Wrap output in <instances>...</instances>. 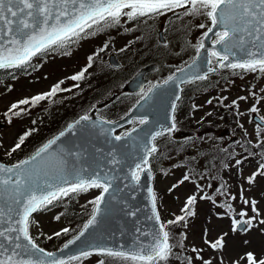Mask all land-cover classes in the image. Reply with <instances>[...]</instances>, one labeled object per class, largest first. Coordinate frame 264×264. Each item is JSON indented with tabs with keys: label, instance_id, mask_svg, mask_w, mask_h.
Listing matches in <instances>:
<instances>
[{
	"label": "snow or ice",
	"instance_id": "obj_1",
	"mask_svg": "<svg viewBox=\"0 0 264 264\" xmlns=\"http://www.w3.org/2000/svg\"><path fill=\"white\" fill-rule=\"evenodd\" d=\"M181 9L182 12L179 11ZM168 13H172L177 19H183L184 16H205L210 21V25L205 23L196 25L198 28L207 30L202 33L198 44L190 45L196 49L197 56L189 65V68L198 67L197 61L202 59V53L206 52L208 58L205 59V63L208 69L203 74L191 73V80H207L208 72L215 73L219 69H230L233 75L241 77L248 72L264 77V0H0V69L26 66L37 55L50 50L55 51L58 48L66 49L68 45L80 39L95 35L94 26L96 30H99L101 27L120 25L122 20L125 23L147 22L161 16L167 17ZM210 34L213 47L208 50L205 41L210 38ZM211 58L216 59L215 66H212ZM88 59L91 61L93 58L90 56ZM87 67H91V64ZM87 67L70 79L81 80ZM178 71L183 73L185 70L181 68ZM177 79L180 83H185L183 78L170 75L164 84L170 81L175 82ZM62 83L63 81L58 82L48 93L13 103L8 112L13 113L14 116H20L22 112L27 111L26 108H20L21 105L30 103L34 105L54 97L61 90ZM157 87V85L150 86L148 93L154 94ZM63 90L71 91V89ZM261 91L264 92V89ZM252 95L255 97V92ZM151 98V95L147 93L141 97L145 102ZM179 99L180 96L177 95L175 100ZM226 99L227 97H220L219 101L222 103ZM247 99L246 96L238 97L226 107H232L235 111L239 108L238 101ZM260 99L264 100V96ZM207 103L211 104L212 100ZM176 107L175 103L171 105L172 112L176 111ZM18 108L19 111H15ZM193 108L197 106L193 105ZM250 111L257 113L259 109L254 105ZM5 115L7 116L8 113ZM11 119L12 117L9 116V122ZM259 119L264 122V116ZM81 120L88 121L89 116H82L76 123L79 124ZM171 121L167 127L161 125L159 131L150 132L148 135L151 140L154 141L157 137L174 132L176 130L174 116ZM139 123L148 124V117H140ZM239 127L243 129L242 124ZM68 128L72 129L73 125H68ZM32 131H26L21 135L6 155L11 156L20 149ZM137 131L134 127L121 135H115L114 140L122 143L108 152L104 164H96L95 167L82 162L87 158L83 151L62 149L57 152L53 148L60 138L65 136L64 132H60L57 137L49 140L27 159L12 165L0 162V264H69L72 260L89 258L93 255L111 258L107 264H131V262L139 261L146 264H168L172 258L180 261L181 264H194L193 257L181 259L180 253L173 250L174 248L183 249L184 244L182 241L170 243L174 237L171 230L167 229V225L184 224L186 226L185 217L196 215L194 205L197 202V196L195 194L187 198L181 209L185 215L176 216L175 220L162 222L158 230L151 233L152 239L147 244L133 242L126 248L123 245L109 247L95 243L90 245L91 250H82L78 255L57 257L56 253L46 252L44 248H41L31 234L30 229L38 225L34 218L35 213L48 211L51 207L63 203L66 198L71 199L89 189H101V194L90 202L94 205L93 213L84 224L83 231L74 239L68 240L61 251L68 249L90 228L99 223L97 217L106 210L102 206L110 205L117 199L115 193L123 190L117 183L121 180L118 173L125 171V165L130 173V180L140 184L142 175L151 170L150 158L159 149L154 143L141 142L138 136H133V133ZM256 132L257 135L264 134V127L257 124ZM261 146L264 147V141H261ZM242 163L240 159L235 161L237 166ZM224 167L228 165L225 164ZM257 176H264V163L259 164L257 171L247 178L248 183L253 184ZM190 179V176L185 174L178 184L173 185V188ZM127 186V184L124 185V187ZM220 188H225V185H220ZM197 189L203 192V187L199 184ZM148 191L151 193L153 211L156 212V193L152 189ZM169 191L172 189L170 188ZM241 191L243 192V189ZM220 194L225 193L221 191ZM109 196L111 199L108 198ZM200 199L209 200L214 205L217 203L211 195L207 194L201 195ZM231 199L235 200L236 197L231 196ZM241 199L245 205L250 206L252 215H249L248 210L245 209L236 216L229 217L232 220L231 232L235 235L237 232L248 233L257 229L264 235V227H262L264 216L261 215L259 202L243 196ZM222 206L232 209L231 204ZM127 214L135 216L136 212L128 211ZM217 215L223 216V214ZM237 216L247 218L238 219ZM54 219L59 220L60 216ZM155 219H159L158 213ZM69 231L70 229L63 228L53 235L59 237ZM207 233L208 230L205 229V237ZM228 235V232H222L214 240L205 239L204 243L215 252L222 254L227 248ZM243 243L248 245L250 241L244 240ZM203 251L200 248H192L195 260H198L200 264H224L223 255L218 256L214 262L212 258L205 259L202 255ZM241 262L264 264V257L258 258L254 252L248 251L241 254L238 259H233L231 264H241ZM96 264H106V259H98Z\"/></svg>",
	"mask_w": 264,
	"mask_h": 264
},
{
	"label": "rangeland",
	"instance_id": "obj_2",
	"mask_svg": "<svg viewBox=\"0 0 264 264\" xmlns=\"http://www.w3.org/2000/svg\"><path fill=\"white\" fill-rule=\"evenodd\" d=\"M200 23L210 25V21L205 16H184L183 19H177L172 13H168L167 17L161 16L141 23L132 21L125 23L122 20L118 26L103 27V32H97L82 40L67 54H51L50 52L41 54L34 58V64L29 72H21L14 78L3 77L4 80H0V144H2L0 157H9L6 152L26 131L33 130L28 137L33 136L32 139L35 141L45 135L47 137L51 135L50 138H52L64 126L71 123L72 120L69 119L80 113L87 114L100 101L110 99L114 92L124 91V85L139 71L136 66L140 69L146 65L155 64L156 68L147 74L153 82L172 74L197 54L196 49L190 45L198 44L202 33L207 30L196 27ZM127 29L131 32L127 33ZM90 56L93 58L91 61L88 59ZM112 56L120 62L119 66L110 60ZM211 59L212 66H215L216 59ZM89 64L91 67L87 68L81 80L70 79ZM126 76L128 78H125ZM61 81H63L60 85L61 90L54 97L34 105L31 103L21 105L20 108H26L27 111L22 112L20 116H14L13 113L8 112L13 103L48 93ZM76 85L80 88L71 89ZM63 89H71V91ZM261 89H264V77L251 72L241 77L233 75L230 69L211 72L207 80L192 81L188 90L189 99L184 107L188 109L184 112L180 111L178 120L184 128L191 126L193 120L196 122V128L203 122L205 127L198 134H194L191 147L189 139L182 140L181 143L168 142L169 146L162 144L163 139L156 141L159 151L153 154L150 164L154 172V192L162 221L175 220L176 216L185 215L181 209L187 198L193 194L197 196V202L194 205L196 215L185 217L186 226L167 225L171 227L174 237L170 243L182 241L184 244L183 249H174L181 255L193 257L194 264H200V262L195 260L193 247L203 249L204 258H212L214 262L218 256L223 255L224 264H231L233 259H238L241 254L248 251L254 252L258 258L264 257V235L257 229L248 233L237 232L234 235L231 232L232 220L229 218L234 213L245 209L248 210L249 215H252L250 206L243 203L241 196L249 200H257L261 215L264 216V176H257L251 185L247 181V178L257 171L258 165L264 163V158L262 155L257 157V154L252 158L239 147L247 140L252 142L254 147L261 142L256 139L258 136L256 124L252 120L253 114L264 116V100L260 99L264 96V92ZM253 92L256 94L255 97L252 95ZM127 95L120 96L121 100L118 99L112 105L101 106L102 109L111 117L121 112L124 115L141 96V94L132 97H130L131 94ZM241 96H246L248 99L238 101L239 108L234 112L238 120L236 124L231 125L232 129L239 128L238 135L230 131L229 136H225L224 140L218 139L219 132L227 129L225 126L227 118L224 115L221 120L217 116L226 109V105ZM220 97H227V99L221 103ZM209 100H212L211 104L207 103ZM193 105L197 108L194 109ZM254 105L259 109L257 113L250 111ZM15 111H19V108ZM5 113L8 115L6 116ZM208 113L212 115H207ZM9 116L12 117L11 122H9ZM67 120L69 121L65 123ZM241 124L243 129L239 127ZM231 136L237 137V143L228 152L225 143ZM262 136L264 134L260 135V139ZM206 148L217 152L219 161L225 160L230 155L226 162L228 167L221 168L214 160L207 165L204 152ZM238 159L243 161L239 166L235 164ZM0 160L2 161V158ZM209 166H217L218 172H223L227 177L226 183L214 179L217 176V168L210 169ZM185 174L190 176V181H185L173 188V185L178 184ZM197 184L203 187V192L197 189ZM220 185H225V188H220ZM170 188L172 191H169ZM221 191L225 194L221 195ZM100 194L101 189H94L79 200L78 207L83 208L86 217L91 209L88 202L93 201ZM205 194L211 195L216 200V205L209 200L200 199V196ZM231 196H235L236 199L232 200ZM225 204H231L232 209L222 206ZM74 209L73 205H69L67 213H64L63 207L35 213L34 218L38 225L33 226L30 231L36 242L47 250L59 248L62 240L53 234L69 225L70 219L72 223H75L77 216L73 212ZM217 214H223V216ZM56 216H60V219H54ZM246 218L241 217V219ZM205 229L208 230L206 237ZM222 232H228L229 235L226 237L227 248L221 254L207 247L204 240H214ZM48 236L53 238L48 239ZM244 240H249L250 243L245 245ZM101 258L103 257L96 255L89 258L82 257L73 264H96ZM137 264H146V262Z\"/></svg>",
	"mask_w": 264,
	"mask_h": 264
},
{
	"label": "water",
	"instance_id": "obj_3",
	"mask_svg": "<svg viewBox=\"0 0 264 264\" xmlns=\"http://www.w3.org/2000/svg\"><path fill=\"white\" fill-rule=\"evenodd\" d=\"M210 39L211 34L210 38L205 41L208 50L213 47ZM218 47L219 46H217V48ZM207 58V53H202V59L197 61L198 67L193 66L189 68V65L192 64V60L183 67L185 70L183 73L177 71L174 75L178 78H183L185 82L190 81L191 73L203 74L207 72L208 65L205 63V59ZM111 61L115 65H120V62L116 60L115 56L111 57ZM154 67L155 65H149L138 71L136 75L126 83L124 90L129 92L142 90L147 83L145 75ZM183 84L184 83L179 82V79L175 82L170 81L168 84H164V82L157 83L156 85L158 87L154 94L147 93L152 97L150 100L145 102L141 99L129 113L116 120H106L96 114L97 108L107 105L110 103L111 99L102 101L98 103L97 107L91 110L88 121L81 120L80 123L77 124L76 122L80 120L81 116L70 123L73 125L72 129H69L68 126L64 128L61 132H64L65 136L61 137L53 148L56 149L57 152H60L62 149L83 151L87 157L82 161L85 165L92 164L93 167H95L96 164L102 165L107 159L108 152L114 146L118 147L122 143L120 141H115L114 136L121 135L119 132L122 128L128 126L133 119L142 116H147L149 123L135 126L138 131L133 133V136H138L141 142L147 141L149 144H152L154 141L151 140L148 134L150 132L159 131L161 125L167 127L172 122L171 118L174 112L171 110V105L173 103L177 104L175 97L177 95L181 96ZM254 118L255 120H260L257 116H254ZM59 133L55 137H57ZM129 143H132V141H129ZM134 150L135 149H133V151ZM33 154H35V152ZM0 162L5 165L15 164L4 161ZM124 168V172L118 173L121 180L117 182L123 190L115 193L117 199L113 200L110 205L102 206V208L106 210L97 217L99 223L95 227L90 228L80 240L70 245L68 249L61 251V249H63V246H61L59 249L53 251L45 249L46 252H54L57 257H69L78 255L82 250H91L90 245L95 243H101L109 247L123 245L127 248L131 246L133 242L147 244L151 241V233L156 232L161 224L160 216L158 220L155 219L158 209L156 205V212L153 211L150 198L151 193L148 191L149 189L153 191L152 169L149 173L142 175L140 184H136L129 178L130 173H128L127 165H125ZM125 184L128 186L124 187ZM108 198L111 199L110 196ZM128 211H135L136 215L129 216L127 214ZM236 214L237 213H235L234 216H236ZM236 218L239 217L237 216ZM81 231H83V229ZM146 233L148 235H145ZM76 236L71 239H74Z\"/></svg>",
	"mask_w": 264,
	"mask_h": 264
},
{
	"label": "trees",
	"instance_id": "obj_4",
	"mask_svg": "<svg viewBox=\"0 0 264 264\" xmlns=\"http://www.w3.org/2000/svg\"><path fill=\"white\" fill-rule=\"evenodd\" d=\"M115 26V25H114ZM118 26V25H117ZM113 27V26H112ZM95 32H103V27H101L99 30H96L95 29V26H94V29ZM92 35H89L83 39H80L78 40L76 43H73V44H70L67 46V48H58L56 49L55 51H48L50 52L51 54H65V53H68L71 51V49L76 45L78 44L79 42H81L82 40L90 37ZM70 50V51H69ZM46 52V53H48ZM44 53V54H46ZM43 54V55H44ZM37 57V56H36ZM34 57V58H36ZM34 58L29 62L28 65L26 66H20V67H14V68H7V69H0V80H4L3 77H11V78H14V77H17L19 73L23 72H29L32 68V65L34 64L33 60ZM88 68V67H87ZM136 69H139V66H136ZM125 78H128V76H126ZM80 87H74L71 89H78ZM120 96H128L125 92H121L117 98L120 99ZM115 99V101H117L118 99ZM121 100V99H120ZM103 101V100H102ZM112 105V104H111ZM183 105V103H182ZM182 105H181V109H182ZM184 106V105H183ZM236 111V110H235ZM233 110L232 107H227L226 110H225V116L227 118L226 120V124L225 126L227 127H230L231 125L233 124H236L237 122V119H238V116L234 113L235 112ZM99 113L108 118V119H117L118 117L122 116V112L121 113H118L117 115H115L114 117H111L110 114H107L104 109H100L99 110ZM79 116H81V113L80 114H77L74 118H78ZM74 118L72 119H69V120H73ZM69 120H67L65 123H67ZM65 125V124H64ZM205 124H202L200 126H198L197 128L193 129V131L191 132H197V134L199 133V131L202 129V127H204ZM61 127V126H60ZM59 127V129H60ZM63 127V126H62ZM58 129V130H59ZM126 131V129H124V132ZM51 135H49L48 137L45 135V137H42L41 139H38L37 141H35L34 139H32L33 136H31V138L27 137V139L25 140L24 144L21 146L20 149H18L16 152L12 153L11 156L9 157H0L2 158V161H5V162H9V163H16L20 160H23L24 158L30 156L31 154H33L36 150H38L44 143H46L45 141L48 140L50 138ZM51 139V138H50ZM39 142V143H38ZM246 149L245 153H247V155H249L250 157H254V155L257 154V157L262 155V153H264V150H255V149H252V148H248L247 145L245 144L244 145ZM226 151H231V149L228 147V149ZM205 152V160H206V164L208 165V163L211 161V160H214L218 163V166L221 167V168H226L224 167L225 164H227L226 162L228 161V159L230 158V155L229 157H226L225 160L223 161H219L218 158H219V154L217 152H214L212 151L210 148H206V150L204 151ZM216 165V163H215ZM217 167V166H216ZM159 173V171H158ZM216 174L217 176L215 177L217 180H221L222 183H226L227 181V177L223 174V172H218V168L216 170ZM94 189H89L88 191L86 192H82L80 193L79 195H76L74 196L73 198L71 199H68L66 198L64 200L63 203L59 204L58 206L56 207H51L50 209H53V208H57V207H63L64 208V213H67L68 211V206L69 205H73L75 207L74 209V214L77 216L76 219H75V223H72V220L70 219V224L67 225L65 228H68L70 229V231L67 233V234H62L61 236H59V238L62 240V245L67 242L70 238L74 237L76 234H78L80 232V230L83 228L84 224L87 222L88 218L92 215L93 213V208H94V205L88 201H85V202H88L90 205H91V209H89L90 211V214L86 217L85 216V212L83 210V208H80L78 207L79 205V200L81 199V197H83L85 194L89 193L90 191H92ZM80 215V216H79ZM90 219V218H89ZM184 225V224H183ZM167 229H170L171 230V227L170 226H167ZM166 229V230H167ZM181 228H179L180 230ZM62 230V229H61ZM60 230V231H61ZM172 232V230H171ZM38 243V242H37ZM39 244V243H38ZM40 245V244H39ZM61 245V246H62ZM41 246V245H40ZM59 247V246H58ZM57 249V248H56ZM54 250V249H53ZM175 252H178L177 250L173 249ZM181 255V253H180ZM186 256L185 255H181V259L185 258ZM104 258V257H103ZM106 259V262L109 260L108 258H104ZM111 259V258H110ZM80 260V259H79ZM79 260H72L69 262V264H73L75 261L78 262ZM142 261H139V262H131V264H137V263H140ZM177 262H179L178 260H176L175 258H172L170 259V261L168 262V264H176Z\"/></svg>",
	"mask_w": 264,
	"mask_h": 264
},
{
	"label": "flooded vegetation",
	"instance_id": "obj_5",
	"mask_svg": "<svg viewBox=\"0 0 264 264\" xmlns=\"http://www.w3.org/2000/svg\"><path fill=\"white\" fill-rule=\"evenodd\" d=\"M147 66V65H146ZM156 68V67H155ZM154 68V69H155ZM153 69V70H154ZM139 70V69H138ZM137 70V71H138ZM153 70H151L150 72H152ZM149 72V73H150ZM175 73V72H173ZM172 73V74H173ZM170 74V75H172ZM169 75V76H170ZM149 75H146L145 78L147 79V83L145 84V87L143 88V90L141 92H137V93H130V97L134 96V95H140L141 96L135 101V103L132 104V106L130 108H132L140 99L142 96H144L147 92H148V89L150 86L152 85H155L156 83L158 82H163L165 81L169 76L163 78L162 80H159L157 82H153L152 80H150V78L148 77ZM192 82V81H191ZM190 81L185 83L184 86H183V89H182V92H181V98H180V101L184 100L186 101L187 99H189V93H188V90H189V85L191 83ZM254 115V114H253ZM257 115V114H256ZM139 120V119H138ZM175 123H176V130L174 132H172L171 134H167L165 136H161L159 137L160 139H163V142L162 144L166 145V146H169V143L168 142H175V143H181L182 140H186V139H189V143H190V147H191V144H192V140H193V134H191L187 128H184L183 126H181L180 124H178L175 120ZM139 124V123H138ZM254 124H258V123H254ZM261 125V124H260ZM262 127H264V125H261ZM229 134L228 133V130H225L224 132L220 133L219 134V139H222L224 140L225 136ZM256 139L259 141H264V136L261 137L260 139V135H258L256 137ZM237 143V137L236 136H231L230 138H228L227 142L225 143L226 146L227 145H230L232 148L236 145ZM240 144V142H239ZM248 147H251V148H254L255 150H264V147L261 146V142L259 143V145H257L256 147L253 146V143H247ZM239 147H243L241 144L239 145ZM189 154H190V151H189Z\"/></svg>",
	"mask_w": 264,
	"mask_h": 264
}]
</instances>
